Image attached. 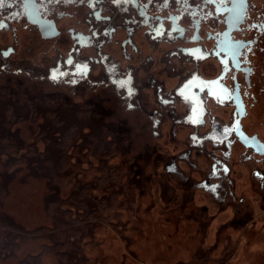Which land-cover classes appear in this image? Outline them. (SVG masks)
<instances>
[{"label":"flooded vegetation","instance_id":"flooded-vegetation-1","mask_svg":"<svg viewBox=\"0 0 264 264\" xmlns=\"http://www.w3.org/2000/svg\"><path fill=\"white\" fill-rule=\"evenodd\" d=\"M0 25V77L116 101L180 148L165 174L217 202L242 169L264 187V0H4Z\"/></svg>","mask_w":264,"mask_h":264},{"label":"rangeland","instance_id":"rangeland-1","mask_svg":"<svg viewBox=\"0 0 264 264\" xmlns=\"http://www.w3.org/2000/svg\"><path fill=\"white\" fill-rule=\"evenodd\" d=\"M23 82L0 77L1 99L40 109L13 126L24 147L37 143L40 150L44 149L45 143L38 136L50 118L47 109L55 110L61 104L74 107L79 115H91L93 123L103 126L106 139L118 147L104 161L119 175L121 187L99 188L95 195L109 198L119 193L120 197L114 215L95 233V245L86 250L87 264H264V187L249 178L245 169L243 174L238 172L235 197L217 202L206 193L191 191L185 180L180 183L167 176L164 162L180 148L172 145L169 135L162 141L155 140L137 126L143 118L126 113L116 101L71 98L62 90L38 85L37 81ZM87 128L85 135H91ZM83 141L86 140L82 138L78 143ZM159 151L166 156H158ZM85 159V168L90 162L94 170L81 174V182L102 177L99 158L90 154ZM181 164L190 175L186 163ZM198 164L200 170L208 169L204 160ZM238 166L235 172L239 171ZM15 170L2 211L26 231L48 226V184L45 179L28 175L22 164ZM2 171L0 165V174ZM71 189L72 185H68L63 196L67 197ZM45 244L27 239L14 257L1 260L0 264H20L26 257L39 254ZM42 264L59 263L56 256L47 254L42 257Z\"/></svg>","mask_w":264,"mask_h":264},{"label":"trees","instance_id":"trees-1","mask_svg":"<svg viewBox=\"0 0 264 264\" xmlns=\"http://www.w3.org/2000/svg\"><path fill=\"white\" fill-rule=\"evenodd\" d=\"M35 109L0 98V165L3 167L0 174V261L14 257L25 240L35 239L46 244L39 254L26 257L20 264H42V257L47 254L56 256L59 264H87L86 250L95 245V233L114 215L113 209L120 197L119 193L109 198L95 195L99 188L121 187L119 175L104 161L118 147L116 142L106 139L103 126L93 123L91 115H79L74 107L61 104L55 110L47 109L51 119L47 118L38 136L45 143L44 149L40 150L37 143L26 148L13 126L29 113L36 115L40 109ZM86 128L91 135H85ZM82 138L86 141L78 143ZM90 154L99 158L104 174L93 182L82 183L80 175H87L88 169L94 170L90 162H87L88 169L84 166ZM19 164L27 168L28 175L45 179L48 184V226L26 231L2 211L9 183ZM68 185H72V189L65 197L62 193Z\"/></svg>","mask_w":264,"mask_h":264},{"label":"snow or ice","instance_id":"snow-or-ice-1","mask_svg":"<svg viewBox=\"0 0 264 264\" xmlns=\"http://www.w3.org/2000/svg\"><path fill=\"white\" fill-rule=\"evenodd\" d=\"M24 2H25V5H26V6H27V5H33V6H35V0H24ZM48 2H49V3H59L60 0H48ZM66 2H68V0H66ZM204 2H205V3H211V2H213V0H204ZM233 2H234V3H238V4H240V5H243V4L245 3V0H233ZM3 3H4V0H0V6H2ZM0 26H2V25H0ZM252 27H261V28H264V25H252ZM69 63H71V61H69ZM225 63H226V62H225ZM53 78H55V75L53 76ZM212 83H216V81H213ZM191 84H192V81L190 80V81L188 82V84H185V85H184V88L189 87V85H191ZM181 91H182V90H181ZM226 131H228V130L226 129Z\"/></svg>","mask_w":264,"mask_h":264}]
</instances>
